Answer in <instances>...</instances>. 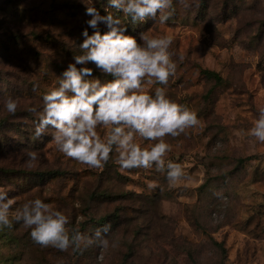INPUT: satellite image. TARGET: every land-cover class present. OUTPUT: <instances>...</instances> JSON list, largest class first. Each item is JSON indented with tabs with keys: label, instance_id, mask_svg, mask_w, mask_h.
I'll return each instance as SVG.
<instances>
[{
	"label": "rangeland",
	"instance_id": "374dc122",
	"mask_svg": "<svg viewBox=\"0 0 264 264\" xmlns=\"http://www.w3.org/2000/svg\"><path fill=\"white\" fill-rule=\"evenodd\" d=\"M104 3L95 5L102 15ZM172 8L167 25H129L126 34L167 33L173 58L185 57L167 90L200 122L168 138V158L188 177L175 187L163 173L121 172L113 160L89 169L59 153L50 136L32 137L26 108L39 107L79 54L90 17L81 0H0V100L20 98L15 115L0 110V186L11 189L13 210L39 197L85 235L111 223L110 239L119 240L115 248L60 252L35 244L13 220L0 228V264H264V143L248 135L264 106V0H173ZM29 150L39 156L33 167Z\"/></svg>",
	"mask_w": 264,
	"mask_h": 264
},
{
	"label": "clouds",
	"instance_id": "9594fccd",
	"mask_svg": "<svg viewBox=\"0 0 264 264\" xmlns=\"http://www.w3.org/2000/svg\"><path fill=\"white\" fill-rule=\"evenodd\" d=\"M81 2L90 19L81 32L79 54L73 55L56 85L42 94L39 107L26 108L35 117L32 137L50 136L59 153L89 169H103L113 160L121 172L153 169L163 173L175 187L188 177L180 163L168 158L172 151L168 138L186 135L200 122L195 110L167 90L178 61L185 57L173 58L174 37L167 33L126 34L129 25L149 21L167 25L174 14L173 0H106L103 15L95 6L99 0ZM101 24L106 28L103 32ZM88 28L93 29L91 35ZM94 70L106 79L94 76ZM151 85L161 86L150 89ZM19 106V97L8 95L0 100V110L10 115ZM248 135L264 143V106L256 109ZM26 155L28 167H33L38 152L29 150ZM9 191L0 186V228L11 226L13 220L22 223L35 244L60 252L78 251L93 243L103 249L118 247L119 240L110 239L111 223L85 235L78 225H72L64 209L39 197L13 210L15 201Z\"/></svg>",
	"mask_w": 264,
	"mask_h": 264
},
{
	"label": "trees",
	"instance_id": "16d2710c",
	"mask_svg": "<svg viewBox=\"0 0 264 264\" xmlns=\"http://www.w3.org/2000/svg\"><path fill=\"white\" fill-rule=\"evenodd\" d=\"M203 74L209 79H215L218 83L223 82V79L218 74H216L215 72L207 70V71H203ZM49 175L52 176L51 173ZM54 176H56V173L54 174Z\"/></svg>",
	"mask_w": 264,
	"mask_h": 264
}]
</instances>
